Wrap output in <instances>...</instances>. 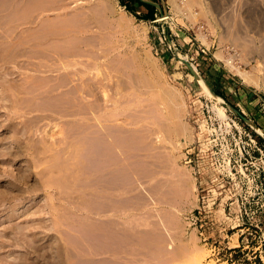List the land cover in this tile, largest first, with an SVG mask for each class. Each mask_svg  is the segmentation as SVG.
I'll return each mask as SVG.
<instances>
[{
    "label": "rangeland",
    "instance_id": "rangeland-1",
    "mask_svg": "<svg viewBox=\"0 0 264 264\" xmlns=\"http://www.w3.org/2000/svg\"><path fill=\"white\" fill-rule=\"evenodd\" d=\"M149 1L173 19L158 20L157 8L152 12L135 0H0L2 264H175L192 248L203 250L207 264H264V91L245 83L226 61L236 56L232 63L253 79L259 80V68L264 73V0ZM176 53L197 67L222 103L187 76ZM60 58L71 63L66 72ZM166 88L180 95L178 121L191 128V144L173 152L194 178L191 201L178 197L177 178L161 160L169 141L166 147L153 143L158 116L168 117L157 97ZM114 107H120L117 114ZM69 108L99 114L94 123L111 125L117 149L127 150L126 161L115 151V217L104 216L105 206L90 199V176L101 167L92 159L99 145L83 137L81 156L70 149L76 140L70 142L69 132L79 126ZM159 160L167 167L154 173Z\"/></svg>",
    "mask_w": 264,
    "mask_h": 264
},
{
    "label": "bare ground",
    "instance_id": "bare-ground-1",
    "mask_svg": "<svg viewBox=\"0 0 264 264\" xmlns=\"http://www.w3.org/2000/svg\"><path fill=\"white\" fill-rule=\"evenodd\" d=\"M170 2H171V0H170ZM169 3V2H168ZM172 3H173V1H172ZM175 3V2H174ZM186 5H187V7H188V9H190L191 8V6H189V4L188 3H185ZM176 5L177 4H175L174 6H175V8H176ZM178 9L179 10H182V7H179V5H178ZM188 9H186L187 11H188ZM176 9H174V11H175ZM185 10V9H184ZM185 10V11H186ZM177 11V10H176ZM181 12V11H180ZM190 13V16H194V14H192V12H189ZM189 16V15H188ZM193 18V17H192ZM173 18H172V16L169 14V12L168 13H166V14H164V16L163 17H160L159 16V19L158 20H172ZM174 22V21H173ZM25 24V23H24ZM23 24V25H24ZM123 24H126V23H124L123 22ZM27 25H29V24H27ZM127 25V24H126ZM13 26V25H12ZM21 26V25H20ZM33 27V26H32ZM130 27V25L128 26V28ZM19 28V27H18ZM131 28V27H130ZM201 30H202V28L201 27H199ZM5 30V29H4ZM1 32V31H0ZM11 33V32H10ZM51 33V32H50ZM203 34V33H202ZM60 36V35H59ZM203 36V35H202ZM201 36V38H199L201 41H203V37ZM14 37V36H13ZM50 38H51V36H50ZM55 38V37H54ZM60 38V37H59ZM58 38V39H59ZM63 38V37H62ZM205 38V37H204ZM9 40V39H8ZM205 40H207V39H205ZM205 40L203 41V42H205ZM240 44V43H239ZM209 45V44H208ZM243 45V44H242ZM238 46V45H237ZM240 46V45H239ZM242 47V46H241ZM242 48H244V47H242ZM16 50V49H15ZM252 50V49H251ZM243 51V50H242ZM253 51H255V50H253ZM253 51H251V52H253ZM257 51V50H256ZM255 51V52H256ZM259 51V50H258ZM257 51V52H258ZM251 52H249V53H251ZM216 53H218V52H216ZM220 53V52H219ZM248 53V52H247ZM148 54V53H147ZM177 54V56H176V59H177V62L178 63H180V64H183L184 66H186L187 67V65L184 63V61H187V62H189V60H188V58L186 57V56H184L183 54H181V53H176ZM223 55V54H222ZM232 55V54H231ZM238 56H239V54H237ZM250 55V54H249ZM23 56V55H22ZM152 56V55H151ZM219 57H221L220 55H218ZM218 56H216V57H218ZM237 56V57H238ZM243 56V55H242ZM241 56V57H242ZM246 56H248V55H246ZM264 56V55H263ZM218 57V58H219ZM228 57H230V56H228ZM236 57V56H235ZM235 57H233V58H230V59H234ZM258 57V56H257ZM154 58V57H153ZM223 58V57H222ZM240 58V57H239ZM150 59H151V57H150ZM155 59L156 58H154L153 60L155 61ZM230 59H228L227 58V63H228V65L231 67V68H233L234 69V71L233 72H235V70H236V72L241 76V78H242V80L245 82V83H247V84H251V85H254V86H256V87H262L263 86V91H264V73H262V70L263 69H261V68H259L258 69V71L260 72V78H259V80H257V79H253L251 76H249L248 75V73L247 72H245V71H241L240 69H238L234 64H235V62H234V64L232 63V60H230ZM69 60V59H68ZM259 60V59H258ZM261 60V59H260ZM142 61V60H141ZM145 61H146V59H145ZM147 61H149L148 59H147ZM152 61V60H151ZM153 61V62H154ZM236 61V60H235ZM74 62V61H73ZM157 62V61H156ZM59 65H61L60 66V68L64 71L65 70V72H66V70H68L67 69V67H69V65H71V63H64L63 62V59H59V61L57 62ZM57 63H52V64H54V66L55 67H57L58 65H55V64H57ZM78 63V62H77ZM77 63H75L76 65H77ZM140 63V62H139ZM143 63H144V61H143ZM146 63V62H145ZM144 63V64H145ZM226 63V64H227ZM141 64H142V62H141ZM149 63H147V65H148ZM191 64V67H192V69L194 70V72L199 76V78H197V77H195V75L190 71V75H188L187 74V76H190V78H195V80L198 82V84L201 86V88L203 89V91L205 92L204 94H206L208 97H210V98H212V99H214V100H216L217 102H223V98L221 97V96H219V95H217V94H215L210 88H209V86L207 85V83L202 79V77L200 76V73H199V71H198V69H197V67L193 64V63H190ZM140 65V64H139ZM150 65H152V64H150ZM156 65V64H155ZM155 65H153V66H155ZM43 66H45V65H43ZM141 66V65H140ZM181 66V65H180ZM264 66V65H263ZM70 67H72V66H70ZM75 68H76V66H74ZM96 67L97 66H95V68L93 67V69H96ZM143 67V66H142ZM149 67V66H148ZM147 67V68H148ZM151 67V66H150ZM158 67V66H157ZM262 67V66H261ZM77 68H78V65H77ZM99 68V67H98ZM97 68V69H98ZM152 68V67H151ZM154 68V67H153ZM156 68V67H155ZM188 68V67H187ZM254 68V67H253ZM0 69H1V67H0ZM60 69V70H61ZM74 69V68H73ZM150 69V68H149ZM157 69V68H156ZM189 69V68H188ZM254 69H256V68H254ZM21 70H23L22 68H21ZM26 70V69H25ZM25 70H23V72L25 73ZM52 71H54V69H51ZM59 70V68H57L56 69V71H58ZM70 70H71V68H70ZM147 70V69H146ZM154 70V69H153ZM232 70V69H231ZM245 70V69H244ZM257 70V69H256ZM256 70H255V72H256ZM1 71H2V69H1ZM9 71V70H8ZM45 71V70H44ZM90 71V70H89ZM97 71V70H96ZM159 71V70H158ZM150 72V71H149ZM149 72H147V73H149ZM161 72V71H160ZM235 72V73H236ZM254 72V73H255ZM147 73H145V74H147ZM236 73V74H237ZM70 73H68V75H69ZM144 74V73H143ZM150 74H151V72H150ZM153 74V73H152ZM257 74V73H256ZM81 76L83 75V74H80ZM111 75V74H110ZM149 75V74H148ZM155 75V74H154ZM161 75V74H160ZM70 76H72V75H70ZM77 76V75H76ZM100 76V75H99ZM150 76V75H149ZM152 76V75H151ZM162 76V75H161ZM258 76V75H257ZM257 76H255V77H257ZM101 77H103V76H101ZM147 77V79H148V76H146ZM153 77V76H152ZM152 77H149V78H152ZM156 77V76H155ZM158 78V77H157ZM80 79H82V77L80 78ZM79 79V80H80ZM101 79H103V78H101ZM106 79V78H105ZM164 79V78H163ZM149 80V79H148ZM152 80V79H151ZM158 80V79H157ZM160 80H162V78L160 79ZM160 80H159V82H160ZM104 81V80H103ZM111 81V80H110ZM7 82H8V80H7ZM105 82V81H104ZM153 82V81H152ZM164 82H165V80H164ZM155 83V82H154ZM161 83H162V81H161ZM74 84V83H73ZM164 84H168V83H164ZM148 85V84H147ZM168 85H170V84H168ZM1 86V85H0ZM4 86V85H3ZM7 87H9L10 85L8 84V85H6ZM5 86V87H6ZM20 86V85H19ZM71 86V85H70ZM114 86V85H113ZM153 86V85H152ZM5 87H4V89H5ZM106 87V86H105ZM111 87H112V85H111ZM110 87V88H111ZM147 87V86H146ZM149 87V86H148ZM154 87H155V85H154ZM165 87V86H164ZM255 87V88H256ZM1 88H3V87H1ZM11 88V87H10ZM17 88V87H16ZM74 88V87H73ZM159 88V87H158ZM3 89V90H4ZM8 89V88H7ZM155 89H156V87H155ZM160 89V88H159ZM158 89V90H159ZM173 89V88H172ZM175 89V88H174ZM261 89V88H260ZM1 90V89H0ZM12 89H9L8 91H11ZM66 90V89H65ZM158 90H157V93H158ZM2 91V90H1ZM0 91V92H1ZM5 91V90H4ZM4 91H2V92H4ZM93 91V90H92ZM118 91V90H117ZM152 90H149V92H151ZM1 92V93H2ZM13 92V91H12ZM11 92V93H12ZM16 92H17V90H16ZM16 92H15V94H16ZM21 92V91H20ZM84 92V91H83ZM161 92V91H160ZM1 93H0V95H1ZM6 93H10V92H6ZM14 93V92H13ZM71 93H73L72 91H71ZM80 93V92H79ZM4 94H5V92H4ZM107 94V93H106ZM124 94V93H123ZM148 94H150V93H148ZM6 95H9V94H6ZM18 95V94H17ZM47 95V94H46ZM159 95L160 96H157V97H160L159 98V100H161L162 101V104L164 105V107L166 106L167 108H168V117H169V115H170V118H169V122H170V120H173L172 122H174V121H176L175 122V127H172V125H171V127H169V125H167L166 124V119H168V117H165V115H159L158 116V122L160 123V131L157 133V135H156V142H153V143H157L158 144V142H160V144L162 143L165 147H166V145L164 144V143H166L167 141H169V144H168V142H167V153L166 154H164L163 153V155L162 154H160L161 155V160H162V162L165 164V163H167L168 164V169H170L171 170V174L173 175L174 174V176H175V178L174 179H176L177 180V184H178V187L176 188V192H177V195H178V197L181 199V198H184V199H189L190 198V201H191V198L192 197H194L195 198V194H194V191H196V187H195V181H194V178L193 177H190V175H189V173L188 172H186V170L184 169V168H182V167H184V166H182L181 167V165H179V163H178V161L180 160V157L182 156V155H180V151L178 152L179 153V155L177 154H174L173 152L176 150V149H179V146L181 147H183L185 144H187V142H191V139H192V135H191V132H190V129L188 128V126L186 125V124H184V122L183 123H181V122H179L178 121V118L180 119V117H179V115H180V103H179V100H178V96H180V95H178L174 90H170V89H162V92H161V94L159 93ZM16 96V95H15ZM42 96V95H41ZM45 96V95H44ZM74 96H76V95H74ZM79 96H80V94H79ZM85 96V95H84ZM126 96V95H125ZM150 96L153 98L154 96H152V93L150 94ZM182 96V95H181ZM0 97H2V98H0V99H2V101H3V98H4V96L2 95V96H0ZM17 97H19V96H17ZM46 97V96H45ZM77 97V96H76ZM108 97V96H107ZM117 97V96H116ZM115 97V98H116ZM121 96H119V98H120ZM123 97V96H122ZM128 97V96H127ZM151 97H149V99L151 98ZM7 98V97H6ZM5 98V99H6ZM105 98H106V96H105ZM112 98V97H111ZM115 98H114V100H115ZM118 98V97H117ZM124 98V97H123ZM156 98V97H155ZM10 99V98H9ZM18 99V98H17ZM16 99V100H17ZM65 99V98H64ZM79 99V98H78ZM83 99V98H82ZM109 100H110V98H108ZM47 100V99H46ZM72 100V99H71ZM77 100V99H76ZM120 100L122 101L123 99L122 98H120ZM119 100V102H121ZM152 100V99H151ZM225 100V99H224ZM1 100H0V102H2ZM9 101V100H8ZM8 101H6V102H8ZM48 101V100H47ZM108 101V100H107ZM106 101V102H107ZM111 101V100H110ZM110 101H108V102H110ZM153 101H155V100H153ZM49 102V101H48ZM81 102V101H80ZM111 102H113V101H111ZM115 102V101H114ZM156 102H157V100H156ZM160 102V101H159ZM2 103H5L4 101L2 102ZM11 103V102H10ZM13 103V102H12ZM11 103V104H12ZM117 103V102H116ZM129 103H131L130 101H129ZM10 104V105H11ZM75 104H77V103H75ZM155 104V103H154ZM159 104H161V103H159ZM217 104V103H216ZM117 105H119V103L118 104H116V106ZM125 105V104H124ZM128 105H130V104H128ZM182 105V104H181ZM217 105H219V104H217ZM12 106H14L13 104H12ZM18 106V105H17ZM82 106H83V104H82ZM162 106V105H161ZM222 106V105H221ZM5 107L6 106H4V109H5ZM8 107H11V106H8ZM127 107V106H126ZM164 107H162L163 108V110H164ZM165 107V109H167ZM184 107V106H183ZM16 108V107H15ZM15 108H13V110L15 109ZM84 108V107H83ZM87 108V107H86ZM86 108H84V109H86ZM112 108V107H111ZM111 108L109 109V110H111ZM120 108V107H119ZM118 107H117V109H119ZM128 108V107H127ZM135 108V107H134ZM216 108V107H215ZM8 109V108H7ZM69 109H71V108H69ZM107 109V108H106ZM117 109H115V107H114V110H116V113L115 114H117ZM122 109V108H121ZM123 109H126L125 107L123 108ZM122 109V110H123ZM158 109V108H157ZM224 109V108H223ZM12 110V111H13ZM54 110V109H53ZM87 110H89L88 108H87ZM217 110V109H216ZM6 111V113H7V110H5ZM107 111V110H106ZM105 111V112H106ZM113 111V110H112ZM111 111V113H113V112H115V111H113L112 112ZM128 111V110H127ZM157 111V110H156ZM155 111V112H156ZM159 111V110H158ZM157 111V112H158ZM167 111V110H166ZM218 112H219V114L221 115V116H225V114H224V112H223V110L221 111L220 109L219 110H217ZM217 111H215L216 113H217V115H218V112ZM53 112V111H52ZM93 112V111H92ZM92 112H90L91 114H84L83 113V111L82 110H80V108L78 109L77 108V110H75V109H71L70 111H69V113L67 114V115H69V116H73L74 118H77V124H78V128L76 129V130H73V131H71V132H69V133H71V135H70V139H72V140H70V142H74L75 140H76V142L74 143V144H72L71 145V147L73 146V148H70V149H73V152H74V150L75 151H79V156H81V154L83 153V151H84V146H83V143H82V141H80V140H82V138L83 137H87L88 138V140H90V141H92V143L93 144H98L99 145V148L97 147V148H95V150H94V152H95V154L96 155H94L93 157H92V159L95 161V163L97 164V165H100L101 167H100V169H97L96 171H92V176H90V177H92L91 179H89V182L93 185V189L92 190H90V199H91V201L93 202V203H98V202H100V203H102V205L103 206H105L104 207V210H102V212H104V216H108V217H115L114 216V214H115V212H114V210H113V181H114V157H115V153L116 154H119L120 156H121V160H123V161H126L127 160V150H123V148H118L117 149V147H116V143H115V140H116V136L114 135V130H113V127L111 126V125H105V121L104 122H102V125H103V123H104V125L103 126H100L99 124H95L94 122H97V121H99V119H98V117H97V115H99V114H97V115H95V114H93ZM123 112V111H122ZM126 112V111H125ZM156 112V113H157ZM164 112V111H163ZM162 112V113H163ZM8 113H9V115H10V113H11V115L13 114L11 111H8ZM64 113V112H63ZM102 113H104V111L102 112ZM102 113H101V115H102ZM110 113V114H111ZM119 113H120V111H119ZM106 114V113H105ZM104 114V115H105ZM166 115H167V112L165 113ZM17 115V114H16ZM52 115V114H51ZM18 116V115H17ZM95 116V117H94ZM100 116V115H99ZM105 116H107V114L105 115ZM104 116V118H106ZM115 116V115H114ZM120 116V115H119ZM154 116V115H153ZM220 116V117H221ZM10 117V116H9ZM55 117V116H54ZM62 117H63V119H64V116H61V119H62ZM70 117V118H71ZM155 117V116H154ZM157 117V116H156ZM155 117V118H156ZM182 117H183V115H182ZM44 118H46V117H44ZM103 118V117H102ZM108 118H113V120H115L114 119V117H112V115H110V117H108ZM184 118V117H183ZM222 119H223V117H221ZM227 118V117H226ZM10 119V118H9ZM56 119V118H55ZM67 119V118H66ZM73 119V118H72ZM117 119V118H116ZM8 120V119H7ZM41 120V119H40ZM109 120V119H108ZM107 120V121H108ZM155 120V119H154ZM225 120V119H224ZM110 121H112V120H110ZM54 122V121H53ZM68 122V121H67ZM66 122V123H67ZM70 122H74V121H70ZM91 122V123H90ZM93 122V123H92ZM101 122V121H100ZM154 122V121H153ZM98 123V122H97ZM115 123V122H114ZM143 123V122H142ZM109 124V123H108ZM118 124V123H117ZM133 124V123H132ZM172 124V123H171ZM10 125H12V124H10ZM228 125V124H227ZM174 126V125H173ZM77 127V126H76ZM14 128V127H13ZM156 129H158L157 127H155ZM142 129V128H141ZM60 130H61V128H60ZM255 130H257L258 131V133H262L261 132V130L259 129V128H256ZM10 131V130H9ZM192 131V130H191ZM61 133H62V131H61ZM85 135V136H84ZM261 135V134H260ZM128 136V135H127ZM171 137H173V138H175V141H176V143H174L173 144V140H172V142H171ZM11 138V137H10ZM74 138H77V139H74ZM124 138V137H123ZM180 138H183L184 139V142H182V141H180ZM17 140V139H16ZM18 140H20V138L18 139ZM17 140V141H18ZM65 140H66V138H65ZM158 141V142H157ZM58 142H60V141H58ZM77 142H79V143H77ZM84 142V141H83ZM19 142H17V144H18ZM28 143H30L29 141H28ZM25 144V143H24ZM66 144V143H65ZM71 144V143H70ZM100 144L102 145L101 147L102 148H100ZM191 144V143H190ZM31 145H32V147H33V143L31 142ZM51 145H53V144H51ZM153 145V144H152ZM155 145V144H154ZM153 145V146H154ZM159 145V144H158ZM187 145H189V144H187ZM48 146V145H47ZM156 146V145H155ZM27 147V145H25V148ZM45 147H46V145H45ZM158 147V146H157ZM51 148H52V146H51ZM33 149V148H32ZM53 149H54V147H53ZM150 149L152 150V146L150 147ZM54 150H56V149H54ZM63 150V149H62ZM117 150V151H116ZM150 150V151H151ZM30 151V150H29ZM59 151V150H58ZM116 151V152H115ZM158 151H159V149H158ZM164 150H162V151H160V152H163ZM34 152V151H33ZM66 152V151H65ZM69 152V151H68ZM31 154H32V152H30ZM56 153H58L57 151H56ZM63 153V152H62ZM21 154V153H20ZM35 157V156H34ZM59 157H61L60 155H59ZM50 159V158H49ZM56 158H54V159H52V160H55ZM71 159V158H70ZM160 159V158H159ZM46 161V160H45ZM47 162H48V160H47ZM53 162V161H52ZM52 162H50V163H52ZM160 160L158 161V163H157V165H155V167H156V170H155V172L154 173H158V171L159 170H157V168L158 169H162V168H165V167H167L166 165H164L163 166V163H162ZM55 163V162H54ZM49 164V163H48ZM53 164V163H52ZM183 164V163H182ZM50 165V164H49ZM54 166V165H53ZM94 167V166H93ZM80 168H81V165H80ZM191 168V167H190ZM192 170V169H191ZM90 177H88V178H90ZM166 177V176H165ZM153 178V177H152ZM171 178H172V176H171ZM79 179V178H78ZM173 179V178H172ZM153 180V179H152ZM173 181V180H172ZM154 182V181H153ZM172 184H173V182H172ZM153 185V184H152ZM47 186V185H46ZM150 186H151V184H150ZM156 187H158V189H157V194H159L160 195V192H159V187L160 186H158V184H157V186ZM136 188V187H135ZM145 189V188H144ZM171 189V188H170ZM137 191V190H136ZM174 191V190H173ZM146 192V191H145ZM146 193H148L149 195H150V193H149V191H147ZM145 193V194H146ZM116 195V194H115ZM129 195V194H128ZM176 195V196H177ZM123 196H125V195H123ZM172 196V195H171ZM175 196V195H174ZM2 197V196H1ZM178 197H176V198H178ZM59 198V197H58ZM149 198H150V196H149ZM62 199V198H61ZM1 201V200H0ZM178 201H180V200H178ZM195 201V200H194ZM193 201V202H194ZM10 202V201H9ZM171 202H173L172 200H171ZM171 202H169V205H170V203ZM177 202V201H176ZM175 202V203H176ZM185 202V201H184ZM141 203V202H140ZM189 203V202H188ZM187 203V204H188ZM135 204H137V203H135ZM146 204H148V203H146ZM155 204V203H154ZM177 204H178V202H177ZM176 204V205H177ZM180 204V203H179ZM185 204V203H184ZM190 205L192 204V203H189ZM175 205V206H176ZM181 205V204H180ZM179 205V206H180ZM183 205V204H182ZM193 205V204H192ZM195 205V204H194ZM66 206H67V204H66ZM184 206V205H183ZM196 206V205H195ZM144 207V206H143ZM69 208V207H68ZM74 208V207H73ZM76 209V208H75ZM69 210H70V208H69ZM72 210H74V209H71V212H72ZM124 210V209H123ZM181 210V209H180ZM77 210H75V212H76ZM81 211L82 210H80V213H81ZM84 211V210H83ZM101 212V213H102ZM84 213H86V214H91V211H88V212H84ZM100 213V214H101ZM124 213V212H123ZM179 213V212H178ZM128 214V213H127ZM127 214H126V211H125V215L127 216ZM77 215V214H76ZM84 215V214H83ZM94 215V214H93ZM99 215V214H98ZM116 215V214H115ZM124 215V216H125ZM173 215V214H172ZM94 216H96V214L94 215ZM100 216V215H99ZM103 216V217H104ZM177 216V215H176ZM93 217V216H92ZM86 218V217H85ZM126 218V217H125ZM180 218V217H179ZM178 219V218H177ZM182 220V219H181ZM111 222H112V219L110 220ZM160 222H163L162 220L160 221ZM189 224V223H188ZM165 225H164V223H163V227H164ZM165 228V227H164ZM187 230V229H186ZM166 231V230H165ZM192 232H193V230H192ZM167 233H168V231H167ZM195 236V235H194ZM191 237V240L193 239V235L192 236H190ZM189 237V238H190ZM194 240V239H193ZM195 241V240H194ZM191 242V241H190ZM97 243V242H96ZM95 243V244H96ZM195 243V242H194ZM97 246H98V244H97ZM169 247H170V245H169ZM172 247V246H171ZM91 250V249H90ZM188 250V249H187ZM190 250V249H189ZM95 252H98V251H95ZM189 252V251H188ZM107 253L108 252H103V254H106L107 255ZM99 253H96L95 255H98ZM103 254H101V255H103ZM112 257H111V256ZM109 256L113 259V255L112 254H110ZM188 256L187 257H185L184 258V261H180V262H178V263H180V264H207L206 262H205V254H204V252H203V250L201 249L200 250V248H197V249H195V248H192L191 249V251H190V253L189 254H187ZM64 256V255H63ZM123 256H125V255H123ZM66 257V256H65ZM109 257V259H111ZM69 259H71V257L69 258ZM9 261V260H8ZM11 262V261H10ZM62 262H64V260L62 261ZM2 263H4V259L3 258H1L0 257V264H2ZM177 262H175V264H178ZM12 264H21V262L19 261V262H13ZM221 264H230V263H226V262H224V263H221Z\"/></svg>",
    "mask_w": 264,
    "mask_h": 264
},
{
    "label": "water",
    "instance_id": "water-1",
    "mask_svg": "<svg viewBox=\"0 0 264 264\" xmlns=\"http://www.w3.org/2000/svg\"><path fill=\"white\" fill-rule=\"evenodd\" d=\"M141 2H144L146 4H149L155 8H157L159 10L160 13V17L164 16V12L162 10V6L159 3L153 2V1H149V0H140ZM184 63L187 65V67L189 68V70L195 75V77L199 78V76L194 72V70L191 67V64L187 61H184ZM230 109L237 115L239 116L244 122H246L247 124H249L250 126H252L253 128H257V126L247 117H245L239 110H237L236 108H234L233 106H230Z\"/></svg>",
    "mask_w": 264,
    "mask_h": 264
},
{
    "label": "trees",
    "instance_id": "trees-1",
    "mask_svg": "<svg viewBox=\"0 0 264 264\" xmlns=\"http://www.w3.org/2000/svg\"><path fill=\"white\" fill-rule=\"evenodd\" d=\"M138 4H139V6H141V7H143V8H145V9H148V10H150V11H154V8L151 6V5H149V4H146V3H144V2H141L140 0H135ZM148 15H150L151 16V13H149ZM240 251V249L238 250V252Z\"/></svg>",
    "mask_w": 264,
    "mask_h": 264
}]
</instances>
